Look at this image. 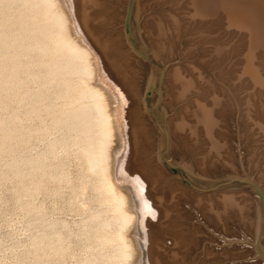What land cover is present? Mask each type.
I'll return each mask as SVG.
<instances>
[{
    "label": "rangeland",
    "instance_id": "rangeland-1",
    "mask_svg": "<svg viewBox=\"0 0 264 264\" xmlns=\"http://www.w3.org/2000/svg\"><path fill=\"white\" fill-rule=\"evenodd\" d=\"M191 1L140 0V5L146 7L137 20L142 42L158 52L145 31L147 16L180 15L184 30L173 39L172 56L163 59L166 71L174 67L185 72L196 69L206 76L209 85L233 88L232 95L238 105H232L230 111L219 107L222 120L217 135L229 145L221 165L215 167L212 162L203 166L200 159L207 145L191 135L173 136L172 155L195 175L224 177L247 173L259 177L264 169V136L256 122L264 124V92H255L247 80L242 83L237 77L245 50L240 48L246 46V40L230 33L223 20L192 19ZM102 2L104 5L99 9L109 23L98 25L99 30L111 34L122 49L128 50L124 29L128 0ZM56 13L54 0H0V264H145L142 247L136 244L138 236L132 229L135 226L129 223L125 202L122 204V195L128 196L117 190L101 164L91 165L93 161L104 160L102 150L107 142L104 120L97 106L100 97L92 87H102L103 79L88 72V61L62 35L63 19ZM220 48L225 50L223 54L218 52ZM132 55V65L139 72V86L145 96L152 67L136 53ZM261 56L264 54L255 60H262L263 64L258 62L257 66L264 72ZM102 92L108 111L114 115L115 108H119L125 115L127 102L120 100L115 104L110 92L106 89ZM162 97L161 107L168 118L181 112L187 103H169L167 93ZM249 99L252 100L250 113L257 118L246 117ZM144 112L153 167L162 168L165 180L179 188L171 205L180 215L173 217L177 219L176 225L167 226L166 230L185 234L186 241L180 250L187 255L181 262L173 263L263 264L256 258L254 240L241 220L229 222L226 230L218 228L206 217L209 198L200 201V195L205 194L180 185L167 172L158 156L156 125L146 109ZM114 128L109 145L112 155L120 149L121 142L119 131ZM90 144L96 152H92ZM250 159L255 161L253 166H249ZM218 194H209L216 205ZM250 197L249 203L256 205L255 198ZM129 242L134 248L131 257Z\"/></svg>",
    "mask_w": 264,
    "mask_h": 264
},
{
    "label": "bare ground",
    "instance_id": "bare-ground-1",
    "mask_svg": "<svg viewBox=\"0 0 264 264\" xmlns=\"http://www.w3.org/2000/svg\"><path fill=\"white\" fill-rule=\"evenodd\" d=\"M141 1L143 2V0ZM54 2L56 4L57 13L60 14L63 19L65 30L62 35L67 40H70L73 46L79 48L81 54L88 61V68L90 70L88 72H91L94 76L102 77L103 82L105 83L104 84L102 82L103 84L101 86L103 88L99 87V85H92L94 94L100 97V101L98 102V105H96L99 107L104 120L105 136L107 138V142L104 143V147L102 146L104 160L102 162L93 161V164L91 165L101 164L109 178L114 182L113 184H115L116 188H118L117 190H123L128 196L127 198L122 195V204L125 202L124 206L127 213L129 214V223L132 224L131 226H135V230L134 228L132 229L138 236V243L136 244L142 247L143 252L141 257H144L142 258V261L144 260L145 264H174L173 262L176 260L181 262L180 260L185 258V255H187L186 252H182L180 250V248L184 247L182 244L186 241L185 234L180 230H175V232L166 230L167 226L171 227L172 224L174 226L176 225L177 219L173 217L180 215L178 212H176V209L174 210V206L171 205L173 200L176 198L174 194H176L179 188L176 184L167 182L164 178L165 176L161 172L162 168L161 170H159V167V169H156L157 167L154 168L152 163L153 160L151 161L150 159L151 156L146 142V140L150 141L149 129L144 119L145 96H143L140 90L139 72L134 69L132 65V53L134 51L131 49V47L128 50L122 49L121 46L118 45L119 43L117 39L113 38L111 34L99 30L98 25L102 26L103 24L109 23L106 21V18L102 13L103 11H101L102 9H99L104 5L102 0H54ZM191 4L192 19H209V22L214 20L218 21V19L223 20V23L226 26L225 28H227L230 33L233 35L239 34L245 38L246 43L243 42V44L245 43L246 48H240V50H245L244 55L242 56L243 58L241 57V69L239 72H237V77L241 79L242 83L247 80V82L251 84V87L255 89V92L263 93L264 72L262 71L263 68L261 69V67L257 66V63L262 60L257 62L255 59L261 55V53L264 54V0H192ZM145 10L146 7H142V5H140V0H138L136 12L132 21V30L136 39L141 42L144 48H147L142 43V39L137 27L138 17L140 14L144 13ZM161 17L158 18L154 15L147 16L145 19V31L156 44L155 46L153 45V47L158 52H155L152 48H147L148 51H151L163 61V59L167 60L169 58V54L172 53L174 48L173 39L182 35L184 25L183 19L180 17V15L170 14L166 17L163 16L164 18ZM198 23H200V21H198ZM222 27L224 28V26ZM223 48L219 49L218 52L220 54H223L225 51ZM63 50L65 52V49ZM72 53L75 54L74 52ZM72 53L71 55L69 54V58L71 57V59ZM58 72L60 73V70ZM205 77L206 76L202 72H197L196 69L194 70L193 68H191V71L189 72H185L180 67H174L168 71L165 70L163 86L158 94L160 97V102L159 105L156 104V113L158 117L163 120V122H167L165 124L170 131L172 147L175 143L173 136H176L179 133L183 134V137L186 135H191L198 142L203 141L207 145L204 150V155L200 159L201 164L203 166H208V164L213 162L212 164H216V167L219 166V164L224 160L226 156L225 153H227V149L229 147L227 143H224V139L217 135L218 127L220 126L219 121L222 120H220L219 116V113H221L222 110L219 107H222L226 111L229 110L232 105L237 106L238 103L232 95L231 89L233 88L229 89V87L227 89H220V86L218 87L214 84L209 85V81L207 82ZM245 86L243 85L244 88ZM90 87L91 84L89 88ZM241 87L242 86H240V88ZM103 89H106L108 92H110L112 100L115 104L120 100H125L123 101L124 103L127 102L126 104H128V107L125 115L120 113L119 108H115L114 115L112 110V112L108 111L103 97V93L105 92H102ZM164 93H167V98L170 100L169 103L174 104L175 102H187L182 111L177 113V115L174 117L172 116L171 118H168L164 112L165 109L161 107V100L163 98L162 95L164 96ZM250 101L252 100H248V110L246 117L254 119L257 117H253V113H250L252 111L251 108L249 109V104H251ZM155 102L157 103L156 99ZM112 115L114 116L113 118ZM120 115H122L121 119L118 117ZM78 117L80 118V116H77V118ZM222 123L223 122H221V125H223ZM256 123L259 129L262 131L261 135L264 136V124L260 122ZM114 126L116 127L117 131H119L118 135H120L121 142L120 149L117 150V152H113L114 155H112V153H110L111 151L109 145L111 143L112 137L114 136L113 134H115ZM219 135L222 134L220 133ZM92 149L93 148H91V150ZM95 149L96 143L93 150ZM93 150L92 152L97 151ZM255 157L257 158L258 156L255 154ZM248 161L249 166H253V164H255V161L252 159ZM227 164H230L229 161H227ZM260 171L259 177H256L255 179L264 188V169ZM205 195H200L199 200H208L209 198V202H211L206 213L208 220H210L212 223H215L218 228L220 227V229L225 230L228 228L227 226L229 222L234 223L237 220H241V224L244 225L247 234L249 233L248 235H250V238L255 240L259 211L257 204L254 205L252 202L253 204L251 205L249 203L251 198L250 196H252L250 193L222 192L218 194V205L213 203V197H209V194ZM118 216L120 217V215ZM121 217L123 218V216ZM123 219L126 220V218ZM97 225L99 226V224ZM53 228L54 227H52V229ZM127 245H130V251L128 255L131 257L132 253H134L132 252L133 247L131 246L130 242Z\"/></svg>",
    "mask_w": 264,
    "mask_h": 264
},
{
    "label": "water",
    "instance_id": "water-1",
    "mask_svg": "<svg viewBox=\"0 0 264 264\" xmlns=\"http://www.w3.org/2000/svg\"><path fill=\"white\" fill-rule=\"evenodd\" d=\"M138 0H128L126 13L124 17L125 35L131 49L142 59L146 60L152 67V79L145 93V109L156 125L158 137V156L161 164L167 172L182 186L191 191L210 194L222 192H248L256 200L258 206V225L255 240L252 245L255 250L256 258L260 259L264 264V188L263 186L249 174H233L224 177H205L195 175L182 166L172 155V144L170 131L168 127L160 119L156 113V104L159 105V92L164 82V74L166 70L165 63L154 53L148 51L149 46L136 39L132 30V21L136 12ZM154 74V76H153ZM158 95V101L155 99Z\"/></svg>",
    "mask_w": 264,
    "mask_h": 264
}]
</instances>
